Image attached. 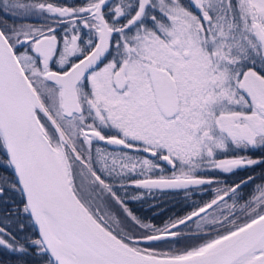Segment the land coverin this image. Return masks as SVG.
I'll return each mask as SVG.
<instances>
[{"label":"snow or ice","instance_id":"6c2138e0","mask_svg":"<svg viewBox=\"0 0 264 264\" xmlns=\"http://www.w3.org/2000/svg\"><path fill=\"white\" fill-rule=\"evenodd\" d=\"M0 264H264V0H0Z\"/></svg>","mask_w":264,"mask_h":264},{"label":"flooded vegetation","instance_id":"af4514ba","mask_svg":"<svg viewBox=\"0 0 264 264\" xmlns=\"http://www.w3.org/2000/svg\"><path fill=\"white\" fill-rule=\"evenodd\" d=\"M165 201H168V203H169V206H168V208H171V207H173V204H174V200L171 198V197H167V198H165ZM158 203H160V201H158ZM164 205H165V203H164ZM161 222V220L159 219V220H157L156 222L157 223H160Z\"/></svg>","mask_w":264,"mask_h":264},{"label":"trees","instance_id":"16d2710c","mask_svg":"<svg viewBox=\"0 0 264 264\" xmlns=\"http://www.w3.org/2000/svg\"><path fill=\"white\" fill-rule=\"evenodd\" d=\"M69 2H71V0H69ZM164 203H165V205H164L165 208H168V206H169L168 201H165ZM174 204H175V200H174ZM174 204H173V206H174ZM133 206L135 207V205H133ZM164 218H165L164 216H161V217H160V220L162 221ZM159 222H160V221H159Z\"/></svg>","mask_w":264,"mask_h":264}]
</instances>
